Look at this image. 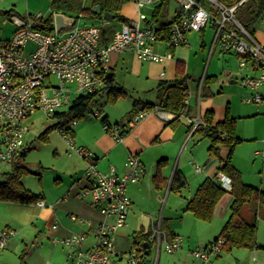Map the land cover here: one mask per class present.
<instances>
[{
	"label": "built area",
	"instance_id": "2783aa9c",
	"mask_svg": "<svg viewBox=\"0 0 264 264\" xmlns=\"http://www.w3.org/2000/svg\"><path fill=\"white\" fill-rule=\"evenodd\" d=\"M179 12L172 21L168 33L169 46L177 47L186 42V33L199 32L208 23L216 27L215 40L220 41L224 52H233L239 60V68L243 70L248 63L261 70L256 77L245 75L241 86L249 93L243 101L247 104H264V95L259 92L264 87V44L258 43L235 18L236 9L247 0H240L234 5H226L217 0H208L213 11L206 10L199 0H175ZM138 8L153 3V0H135ZM43 19L41 14L35 16H10L14 27L11 36L0 40V163L11 167L17 154L24 147V138L28 132L25 121L35 112L47 117L66 110L74 96L88 95L98 91L103 85L102 76L107 72L111 53L131 52L140 61L162 62L165 58L154 51V45L160 42L162 33L157 27L145 24V17L138 21L122 23L107 44L101 42V29L98 25L79 24V15L75 23L60 32H47L35 28V23ZM55 82H54V81ZM202 84V81L199 85ZM190 95L183 101L180 111L176 113L162 111L158 108L142 110L130 121L138 123L148 113H155L161 120L170 122L177 117L185 118L190 123L189 136L199 129L206 128L207 123L197 112L188 115ZM99 111L93 116L98 117ZM74 120L69 126L59 129L66 140L70 154L88 158L87 149L77 147L69 130L77 125ZM104 130L116 142H121L124 129L117 125H104ZM264 160V149L256 151ZM127 170L124 175L115 172L102 173L91 163L85 176L89 184L80 195L91 197L92 206L104 218H112V223L99 221L93 224L81 216L70 215V218L91 228V243L84 247L88 234H73L53 242L71 250L73 264H138L144 248L134 246L126 252L116 248V233L127 225V216L131 202L126 194L129 183H136L143 175V166L135 157L130 156L124 164ZM196 172L201 168L194 166ZM220 186L231 190V181L223 173L216 177ZM37 206L44 208L46 204L39 200ZM53 229L57 225L52 226ZM12 229L0 230V251L7 248L8 241L14 236ZM152 246H157V253L162 249L167 253L179 251L183 239L173 237L167 239L158 221L150 234ZM220 240L216 244L202 246L190 251V255L202 264H209L211 257L221 254Z\"/></svg>",
	"mask_w": 264,
	"mask_h": 264
},
{
	"label": "crops",
	"instance_id": "0c3cea01",
	"mask_svg": "<svg viewBox=\"0 0 264 264\" xmlns=\"http://www.w3.org/2000/svg\"><path fill=\"white\" fill-rule=\"evenodd\" d=\"M159 1L160 0H156L154 2V8L157 4H159ZM199 2L206 10L213 11L211 4L208 0H199ZM204 2H208L210 6L208 8L205 7ZM144 7L138 8L135 0H133L132 2L122 7L121 14L124 18H126V20H128L127 22L138 21L140 16H144L143 14H140V11ZM178 12H179V5L176 2V8L174 9L173 13L169 14L165 9L164 17L166 20L172 21L176 18ZM13 16H17V15H13ZM82 19L85 21L84 24L86 25L92 24L86 21L83 17ZM112 20H114V18ZM97 22L94 24L98 25ZM121 25L122 22L119 23V26L117 28L113 29L115 33L119 31ZM153 26L157 27L156 25ZM53 27H54V18H53ZM211 27L213 29L214 38L212 39L211 42L209 57L210 60L212 59L211 63H214V59L212 58V55L217 47L219 51H221L223 54L224 53L231 54L233 52H224L222 50L220 41L215 40L216 27L214 25H211ZM100 29L102 30L101 27ZM205 29L206 27L199 32H195V31L187 32L185 37L186 39L185 44L177 47L169 46L167 42V36L163 34L162 37L164 38H161L160 42L154 45V51L160 55L165 56L162 62L140 61L131 52L111 53L109 56L108 68L106 72L107 76L105 78L114 79L116 72L118 70L125 69L128 74H130L132 77L137 78L136 79L137 82L142 84L145 89L150 88L149 91H151V93H155L156 95L155 103L146 102V101L145 103L156 104L159 100L156 93V87L159 82L163 81V82H167L168 84H172L177 77L185 76L188 79V93L190 95L188 115L192 117L198 112L202 118H205L207 113H211L212 125L215 126L216 124L222 122L225 119L228 106L224 107L221 105H215L211 100L201 99L202 98L201 91L204 87L208 88L211 84H214L216 82L217 73H213V75H208L209 71L205 70L204 73L202 74V77L195 82V89L193 92L191 91L189 85L190 76L187 74V66H189V62L191 61V52H192L190 50V44L187 39V35L188 33L195 32V33H200L203 37L205 33ZM13 31H14V27L12 28V33ZM53 31H55L54 28ZM253 37L258 43L264 44V33L254 32ZM101 42L102 44L105 43L102 36H101ZM201 48L202 49L205 48L204 42H202ZM246 68H249L250 71V73L247 75L252 77L258 76L261 72V70L256 66H254L253 63L251 62L247 64ZM206 77L211 78V80H209L210 83L208 85H203V79ZM240 77L241 78L239 81H241L243 76ZM201 81L202 84L199 85ZM233 83H235V80H233ZM104 86L105 85H103L100 89H102ZM120 87L125 90L124 87L122 86ZM259 92L262 95H264V87H261L259 89ZM132 105L126 115L118 116V119L116 118L112 122L106 113L104 114V116L101 117V120L103 117H106L108 122L119 123L120 125L123 126V129L126 131V133L121 142L114 141V139L104 130V127L103 129L99 128L97 130L96 129L94 130L92 126L88 124V122L77 121L78 123L76 126L73 127L71 136L73 138V141L75 140L80 147L85 148L89 151L90 157L83 158L79 156V158H81L83 162L80 163L81 166H79V168L75 169V172L78 173H74L73 175L74 181L67 188L65 193L66 196L63 195L55 202V204L53 203L47 204L45 201H43L44 196L42 194H35L32 192L33 194L39 196L40 200H42L46 204V206L44 208H40L37 206V204H34L35 205L34 208H36L37 212L31 216L30 218L31 221L30 219L28 220L25 217V216L29 217L28 212L26 210H22L23 208H26L24 206H29V205H21L18 203L0 201L5 205L4 206L5 210L4 211L0 210V230L12 229L15 231L14 236L7 243L6 250L0 251V264H20V256L22 255L23 252H26L25 261L27 264H71L72 262V259L70 258L71 250L61 245L55 244L53 240L63 239L73 234L86 233L88 234L87 243L84 245V247L86 248L90 245L92 240L89 235L91 228L87 225L80 224L77 221L72 220L70 218V215L81 216L87 220H91L93 224H96L99 221H106L107 223L113 222L112 218H104L99 215L96 208L91 204L92 203L91 197L89 196L82 197L80 195V192L84 188H86L89 184V181L85 176V171L88 165L91 163L95 166V168L98 171L102 173L115 172L119 175H124L127 171L124 167V164L128 157L135 156L141 162L144 170L142 177L138 182L129 183L126 187V194L131 202L127 220L133 208L135 206L136 207L138 206L139 199L141 197L140 194L143 191V188L144 187L146 188L145 185L151 184L152 190L154 191L153 195L158 199H160L159 193H162L164 188L165 189L167 188L168 193H172L169 191V185L174 175V172L177 170L184 177L185 175L182 169L179 168L180 163H178L177 166L173 165L174 159L171 157L172 155H170V152H174V153L179 152L183 148V144L185 146V144H187L190 140H192L196 134H199L201 137H203L202 133L198 130L194 132L191 136H189L190 123L187 119L180 118L178 122L169 124L170 122H165L161 120L153 112L148 113L138 123H132L128 118V114L132 110ZM257 106L263 107V110L261 112L257 111V113H261L262 116L264 117V104H260ZM99 113L101 115V113L103 112L99 111ZM229 113H230V109H229ZM87 116L90 117V121H93V119L99 117L93 115H87ZM231 117L235 118L237 121L236 117L234 116ZM183 121L184 124H182ZM261 134H262V128L259 130V133L255 138L259 137L258 140H260ZM238 138L241 140V142L243 141L242 138L240 137ZM256 145L258 146L259 144ZM27 147H29V144H27L24 138L23 149ZM218 147L220 152V159L224 160L228 154V149L222 146H218ZM207 153H208V149H207ZM68 155L72 156V154L70 153ZM254 155L256 157H259L262 161V168L260 169L262 175L256 180L247 179L244 176L243 172L240 170V168L234 165L233 162L232 164L241 173L242 180L245 184L256 187L262 192H264V160L262 159L261 156L256 155L255 153ZM212 158L214 159L210 161L208 160V162L204 165V167L195 164L201 168V172H196L194 168L195 165L192 164V168L194 170L195 175H199L200 177L196 176L195 178L194 176H190L192 177L190 181L191 184H189L188 181H186V187L180 193H175L181 195L183 191L187 189L189 195L188 197H186L184 201L183 210L185 213H190L186 211L185 208L187 202L196 191V189L195 190L193 189L194 188L193 186H199L206 178L215 179L217 181L216 177L218 173L220 159L218 160L215 157ZM161 160H165V162L161 165H158V162ZM232 202H233L232 197L230 196V194L226 193L222 197V199L218 202L214 210V218L210 223L199 221L192 215L194 220H187L188 227L190 228L189 230H184V231L178 230L176 232H173V231H169V229L167 228L166 231L163 233L166 235V237L169 236V238L171 237L182 238L183 239L182 248L185 246V244L187 249H189L193 244H202V243L209 244L218 237L224 223L229 220L231 216L230 207ZM157 222L158 221L152 222L148 230H145L144 227L141 226V228L134 233L144 231L145 233L151 234L152 229L154 228ZM28 224H31V226H33V228L38 232L36 237H34V240L37 241L38 244H40V246L37 245L36 248H34L31 252L29 251V247L27 246L26 243V240H28L27 235H25V233L24 235H22V232L25 230ZM54 224L57 225L56 229L52 228ZM126 227L118 230V232L116 233V248L120 252H126L130 248H132L131 246L127 248H121V243H119V240L121 239L125 240L127 236L129 238V232L126 230ZM161 228H162V223H161ZM260 237H262L264 240V226H261L259 221L257 228V244L258 246L263 247L264 241L263 240L261 241ZM182 248L180 250H183ZM257 251H259V253L257 252L258 258L256 256V253L254 252V256L252 258L253 264H264V251L262 250L263 251L262 253L260 252V250ZM148 254H149L148 251L145 252V255ZM213 257L215 258H213V260L210 261L209 264H214V261L217 260L220 257V255Z\"/></svg>",
	"mask_w": 264,
	"mask_h": 264
},
{
	"label": "rangeland",
	"instance_id": "374dc122",
	"mask_svg": "<svg viewBox=\"0 0 264 264\" xmlns=\"http://www.w3.org/2000/svg\"><path fill=\"white\" fill-rule=\"evenodd\" d=\"M155 1L156 0L153 1V4L146 5V7L140 11V14H143L148 19L151 18ZM89 4L90 0H83L84 7H88ZM204 5L207 8L210 6L208 2H204ZM166 7V11L171 14L176 8V2L169 0ZM7 12H10V14H7ZM37 14H41L43 18H47L51 15L49 0H0V40L9 38L12 34L13 25L10 20L11 15L26 17L28 15L35 16ZM84 22L83 19L78 20L79 24H84ZM97 24L101 28L111 29L119 26L117 21L112 20L108 22L105 21L104 18L103 20H98ZM254 32L264 33V14L254 26ZM213 38L214 33L210 23L207 24L203 37L200 33L195 32L188 33L187 35L190 50L192 51L191 61L189 62V66H187V74L190 76V89L192 92L194 91L195 82L202 77L205 70L209 71L208 75L217 73L216 82L211 84L208 88L204 87L202 89L201 99L211 100L215 105L228 106L231 116L237 118L236 134L238 137L242 138L243 141L236 146L232 156V162L240 168L247 179L256 180L262 175L260 172L262 161L259 157H256L254 153L264 149V117L261 113H257V111L261 112L263 107L247 104L243 101L244 96L249 92L241 86V81L239 80L241 78L240 76H245L249 74L250 71L249 68L240 70L239 60L235 53L223 54L217 47L212 55L214 63H211L212 59L210 60L209 55ZM202 42L205 44L204 49L201 48ZM136 79L137 78L128 74L125 69L118 70L114 78V84L118 87H124L128 96L120 97L112 103H107V101L104 100L101 103L102 106L97 110L103 112L98 118L90 121V117L85 115V117L78 121L88 122L94 130L99 128L103 129L101 117L104 116L105 113L112 122L114 119H118V116L126 115L134 100L155 103V93H151V91H149L150 88L145 89ZM233 80H235V83H233ZM75 97L76 96H74V98ZM54 123L55 121L49 119L43 113L35 112L24 124L28 127L25 141L32 148L27 153L24 163L31 170L32 174L24 176L22 178V183L24 187L31 192L42 194L44 196L43 201L47 204H55L59 198L65 195L67 188L74 181V173H78L75 172V169L79 168V166H81L80 163L83 162L82 159L74 155V153H72V156L68 155L70 150L65 140L60 135L59 130L50 132L47 142L39 138L41 134ZM182 124H184V121ZM261 128L262 134L260 138L262 140H258L259 137H255L258 135ZM74 142L77 147H80L75 140ZM256 144L259 145L257 146ZM209 145L210 140L208 138L196 134L185 146L183 144V148L179 152H170V155H172L171 157L174 159L173 165L177 166L178 163H180L179 168L184 172L185 179L189 184H191L190 181L192 178L190 176H194L195 178L196 176L200 177L199 175H195L192 164H198L204 167L208 160L214 159L208 156L207 149ZM7 170V167L0 163V174L7 172ZM145 186L146 188L144 187L140 194L141 197L138 206L133 208L126 222V230L129 232V238L127 236L125 240H119L121 248L134 247L135 245L132 243L131 237L132 234L137 232L141 226L144 227L145 230H148L154 221H160L162 223V232H165L167 228L169 231L176 232L178 230H189L190 228L188 227L187 220H194L192 214L185 213L183 210L184 201L189 195L187 189L179 195L173 192L168 193L167 188H164L162 193H159L160 199H158L153 195L154 191L152 190L151 184ZM193 187L195 190L198 186ZM4 206V203L0 202L1 211L5 210ZM24 207L26 208L22 210L28 212L29 217H25L29 220L37 210L34 208V204ZM260 224L264 226V222L260 221ZM24 233L28 237L26 243L30 252L36 248L37 245L40 246V244L34 240L38 232L31 224L27 225L22 235H24ZM166 238L168 239V237ZM260 240L262 241L263 238L260 237ZM206 244L207 243L193 244L189 249L186 248L185 244L182 248L183 250L174 253H167L163 249L157 253V246H152L149 249L148 255H142L139 264H202L195 260L190 255L189 251L200 248ZM254 252L258 258L259 251L257 250L234 249L231 252H221L220 257L214 261V264H253L252 258ZM260 252L262 253L263 251L260 250ZM213 258L215 257H211L210 261H212ZM71 264L73 263L71 262Z\"/></svg>",
	"mask_w": 264,
	"mask_h": 264
},
{
	"label": "trees",
	"instance_id": "16d2710c",
	"mask_svg": "<svg viewBox=\"0 0 264 264\" xmlns=\"http://www.w3.org/2000/svg\"><path fill=\"white\" fill-rule=\"evenodd\" d=\"M133 0H90L88 7H84L83 0H49V8L51 15L43 18L35 23V28L51 32L53 31V14H63L71 18H77L81 15L86 21L94 24L98 20H103L104 13L114 16V21L125 23L128 20L121 14L122 7ZM169 0H160L152 11L151 18L145 20V24L156 25L158 31L167 36L168 29L172 23L171 20L165 19V9ZM226 5H234L240 0H217ZM98 6L100 13H94L93 9ZM10 14V12H7ZM264 14V0H247L241 4L235 12V18L238 23L253 37L254 26ZM115 31L111 28H102L101 36L104 44H107ZM164 38V37H162ZM107 73L102 76L104 87L98 91L75 97L71 105L64 111L56 113L49 119L55 121L50 125L39 137L42 141L47 142L50 132L59 130L69 126L74 120H80L85 115H93L101 107L102 101L112 103L120 97H127V92L114 84V79L105 78ZM211 78L203 79V85H208ZM188 92V79L185 76H180L175 79L172 84L167 82H159L156 87L158 102L156 104L145 103L140 100H134L132 110L128 114L131 119L136 113L142 110H152L158 108L162 111L178 113L183 105V101ZM207 123L206 128L199 129L204 138L210 140L211 145L208 148L210 157L220 159L219 147L222 146L228 149V154L224 160H219L218 173L225 174L231 181V190L226 192L220 184H215V179L206 178L196 189L193 196L187 202L185 210L199 221L210 223L214 218V210L222 197L228 193L233 199L231 204V216L226 221L218 235L206 247L216 244L220 240L221 252H231L234 249H247L250 251L263 250L264 246L257 244V228L258 222L264 221V192L256 187L245 184L242 180L241 173L233 166L232 156L234 148L241 140L236 134V119L230 116L229 107H227L225 119L212 125V114L207 113L205 116ZM180 117L170 121L169 124L176 123ZM102 126L117 125L121 129L123 126L119 123L111 124L103 117ZM125 131V130H124ZM198 131V130H197ZM72 134V130H69ZM126 133V131H125ZM32 148L29 146L21 150L12 162L11 167L1 175L0 180V201L18 203L21 205L37 204L40 197L33 194L30 190L24 187L22 178L32 174L31 170L24 163L27 153ZM165 160L158 162L161 165ZM186 187L185 177L175 171L169 185V191L180 193ZM168 236V234H167ZM132 241L135 246L148 245V250H143V253L149 252L152 247L150 242V234L140 231L132 234ZM169 238V236H168ZM173 237L169 238L172 239ZM26 252L20 256V264H27L25 261ZM142 258V257H141ZM142 261V260H141ZM139 264V263H138Z\"/></svg>",
	"mask_w": 264,
	"mask_h": 264
},
{
	"label": "water",
	"instance_id": "95a60500",
	"mask_svg": "<svg viewBox=\"0 0 264 264\" xmlns=\"http://www.w3.org/2000/svg\"><path fill=\"white\" fill-rule=\"evenodd\" d=\"M93 11H94V13H100V8L98 6H96V8L93 9ZM53 18H54V30L57 33L70 28L75 22L74 18L68 17V16L63 15V14H54ZM113 18H114V16H112L108 13H104V20L105 21H110ZM214 182L216 185H218V182L216 180ZM143 248L145 250H148L149 246L144 245Z\"/></svg>",
	"mask_w": 264,
	"mask_h": 264
}]
</instances>
